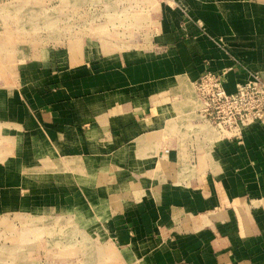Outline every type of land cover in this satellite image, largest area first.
Masks as SVG:
<instances>
[{
  "label": "crops",
  "instance_id": "1",
  "mask_svg": "<svg viewBox=\"0 0 264 264\" xmlns=\"http://www.w3.org/2000/svg\"><path fill=\"white\" fill-rule=\"evenodd\" d=\"M118 20L119 40L48 46L0 89V215L67 222L87 264H264V124L222 139L194 90L206 61L228 92L264 80V0H140Z\"/></svg>",
  "mask_w": 264,
  "mask_h": 264
},
{
  "label": "rangeland",
  "instance_id": "2",
  "mask_svg": "<svg viewBox=\"0 0 264 264\" xmlns=\"http://www.w3.org/2000/svg\"><path fill=\"white\" fill-rule=\"evenodd\" d=\"M112 17L120 19L118 25L123 24L121 18H140V0H0V89H23L30 80L28 75L34 77L31 68L45 56L39 51L48 46L70 45L79 37L102 46L119 40L113 32L121 30L107 29L113 24L108 21ZM130 23L129 28L136 24ZM120 40H128V46L140 45V37ZM27 220L0 215V264H87L88 245L82 232L76 235L67 222L58 219Z\"/></svg>",
  "mask_w": 264,
  "mask_h": 264
},
{
  "label": "built area",
  "instance_id": "3",
  "mask_svg": "<svg viewBox=\"0 0 264 264\" xmlns=\"http://www.w3.org/2000/svg\"><path fill=\"white\" fill-rule=\"evenodd\" d=\"M204 68L194 81L200 102V114L222 139L242 140V130L253 124H264V80L251 75L226 91L222 74Z\"/></svg>",
  "mask_w": 264,
  "mask_h": 264
}]
</instances>
